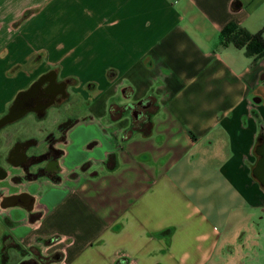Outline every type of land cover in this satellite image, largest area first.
<instances>
[{"label": "crops", "instance_id": "obj_1", "mask_svg": "<svg viewBox=\"0 0 264 264\" xmlns=\"http://www.w3.org/2000/svg\"><path fill=\"white\" fill-rule=\"evenodd\" d=\"M229 23L264 41V0H0V31L48 34L52 48L3 57L0 116L53 70L71 81L56 121L80 120L61 144L60 182H15L3 165L0 264L34 248L58 255L50 264H264L252 173L264 56L224 45ZM30 117L21 139L53 129Z\"/></svg>", "mask_w": 264, "mask_h": 264}, {"label": "flooded vegetation", "instance_id": "obj_2", "mask_svg": "<svg viewBox=\"0 0 264 264\" xmlns=\"http://www.w3.org/2000/svg\"><path fill=\"white\" fill-rule=\"evenodd\" d=\"M70 83L71 81L68 79H58L57 73L49 70L35 79L22 93L15 96L6 113L0 116L2 118L9 113L12 116L20 114L18 120L0 128V178L7 174V169L3 166L6 165L9 169L20 171V175L12 177L15 182L21 180L35 181L41 177H48L52 181L60 182L59 173L61 169L58 162L65 154L61 144L66 142L68 132L80 120L66 116L60 121L54 122L53 129L44 132V138L41 140L21 139L22 132H20L17 124L25 117L30 116L36 124L57 118L56 114H60V111L70 100L67 93V87ZM141 108L139 110L132 109L131 114H143L144 107ZM8 126L10 127L6 130ZM40 130L43 131L44 129L40 128ZM39 148H42L39 152L28 153L31 149L38 150ZM257 151L256 164H259L257 168L255 164L252 172L257 169L255 170L257 175L262 177L261 179L264 181V142L261 141L258 144ZM34 165H36V169L31 171ZM80 171H83V168H80ZM53 256L54 260L58 259V255L53 254Z\"/></svg>", "mask_w": 264, "mask_h": 264}, {"label": "rangeland", "instance_id": "obj_3", "mask_svg": "<svg viewBox=\"0 0 264 264\" xmlns=\"http://www.w3.org/2000/svg\"><path fill=\"white\" fill-rule=\"evenodd\" d=\"M30 13H32L31 10L30 11H24V17L27 18V16ZM20 20L25 21V20H23L22 17L20 18ZM48 39H49L48 38V34H40V35H38V34L28 33L27 31H24V30L21 31V32L20 31L19 32L13 31L12 33L11 32L9 33L7 31L6 27L3 28L0 31V66L2 68V69H0V80H4V78L6 77L5 68L3 69V65L6 64L7 62H10V61L9 60H3V57L7 54V52L9 50L11 51V53H14L13 51H15V53L17 54V58L16 59L18 61H22L23 58L26 55L30 56V55H32L35 52L42 53V55L44 56L45 54H47V52L48 53L52 52V50H51L52 48L50 47L51 43H50V41ZM13 41H15V43L17 45L16 44H12ZM63 42L64 41L61 40V43H63ZM40 60H41L40 58H38V59L36 58L35 61H40ZM34 65H38V64H33L32 66H34ZM17 69L18 68L11 69V75H15L17 73ZM0 89H2V87H0ZM0 93H1L2 96L4 95L2 91H0ZM30 118L32 120V117H30ZM24 119H28V118L25 117ZM54 122H56V119H53V120L49 121L48 123H46V125H48L49 127L53 126ZM46 125L42 124V125L38 126V128L36 130H40V128L44 129L45 127L48 128ZM9 127L10 126H8L6 128V130ZM260 216H262L264 218V214H262ZM259 229H260V232L263 233V239H262L261 245H262V249L264 250V219H263V222H261V224L259 226ZM31 252H33L35 254V256H36L35 258H37V259H39V258L42 259L43 258L47 264L52 263L51 260H53V258H52L53 254L47 253L46 255L41 256L40 255V250H38L36 248L31 250Z\"/></svg>", "mask_w": 264, "mask_h": 264}, {"label": "trees", "instance_id": "obj_4", "mask_svg": "<svg viewBox=\"0 0 264 264\" xmlns=\"http://www.w3.org/2000/svg\"><path fill=\"white\" fill-rule=\"evenodd\" d=\"M222 43L233 44L236 48H243L245 50V54L248 57H254V59H260L264 56V41L261 38L260 34L255 36H250L248 33L238 28L235 24L229 23L227 24L222 32ZM24 252L21 254L23 256ZM54 262V256H52ZM19 264H47L45 260L37 259L35 257H28V259H24L20 261Z\"/></svg>", "mask_w": 264, "mask_h": 264}, {"label": "water", "instance_id": "obj_5", "mask_svg": "<svg viewBox=\"0 0 264 264\" xmlns=\"http://www.w3.org/2000/svg\"><path fill=\"white\" fill-rule=\"evenodd\" d=\"M20 118V114L19 115H16V116H12L10 113L3 116L2 118H0V128L7 125V124H10V123H13L14 121L18 120ZM258 164H256V168L258 167ZM257 170V169H255ZM253 171V176L254 178L259 182V184L264 187V181L263 179H261L262 177H260L259 175H257V172L256 171Z\"/></svg>", "mask_w": 264, "mask_h": 264}]
</instances>
